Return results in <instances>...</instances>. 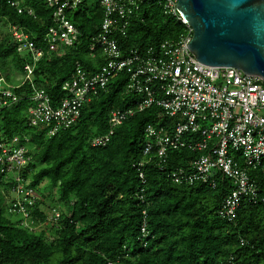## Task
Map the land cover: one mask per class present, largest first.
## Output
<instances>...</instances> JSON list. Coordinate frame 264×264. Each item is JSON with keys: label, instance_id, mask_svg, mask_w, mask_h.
Returning a JSON list of instances; mask_svg holds the SVG:
<instances>
[{"label": "trees", "instance_id": "trees-1", "mask_svg": "<svg viewBox=\"0 0 264 264\" xmlns=\"http://www.w3.org/2000/svg\"><path fill=\"white\" fill-rule=\"evenodd\" d=\"M82 1L69 17L80 31L79 43L60 55L46 50L30 83L24 82V68L32 62L31 54L17 50L10 27L22 28L45 48L53 10L46 0H0V21L9 27L0 39V64L9 82L22 76L16 89L19 101L0 110V142L29 136L31 161L22 185L40 196L41 191H54L51 210L59 207L55 221L40 208L41 198L24 203L33 221L31 228L24 227L23 217L11 210L16 199H8L15 184L0 173V264H264V170L249 171L259 187V201H246L231 222L219 211L236 188L232 179L220 174L215 186L190 185L177 184L170 176L177 168H190L200 153L171 151L164 170L157 158L144 155L146 127L173 124L161 118L156 105L116 126L106 146L91 145L111 130L112 112L134 109L142 101L140 93L129 91L128 74L114 77L92 96L73 127L48 136L46 127L29 125L35 89L45 90L51 105L58 107L66 95L63 83L78 64L93 74L104 63L101 51H91L102 10L98 0ZM162 6L163 0L142 6L127 36L119 37L122 50L158 51L184 32V25ZM41 225L48 232L39 231Z\"/></svg>", "mask_w": 264, "mask_h": 264}, {"label": "built area", "instance_id": "built-area-1", "mask_svg": "<svg viewBox=\"0 0 264 264\" xmlns=\"http://www.w3.org/2000/svg\"><path fill=\"white\" fill-rule=\"evenodd\" d=\"M151 1L98 0L102 22L91 51H101L104 63L93 74L78 64L72 78L63 83L66 95L58 107L51 105V97L45 90L35 89L29 125L46 127L48 136L73 127L92 96L105 89L111 79L126 73L129 91L140 93L143 99L134 109L112 112L111 130L95 138L91 145L106 146L116 126L136 112L156 105L162 110L161 118L172 119L173 124L146 127L144 155L157 158L164 170L171 151L188 148L200 153L190 168H177L170 176L177 184L190 185L203 182L215 186L220 174L232 179L236 188L223 203L219 215L233 222L242 204L259 201L260 190L249 171L264 170V83L232 67H210L198 62L188 47L193 29L178 12L177 0H163L162 6L165 14L172 15L185 27L176 40L163 42L158 51L122 50L119 37L127 36L131 20ZM82 2L46 0V6L53 10V25L44 37L45 48L37 46L22 28L10 27L17 50H28L31 54L32 62L24 68V82L31 83L46 50L60 55L79 43L80 31L69 17ZM18 87L6 79L0 64V110L19 101ZM28 140L29 136L22 134L0 142V173L14 182L13 192L22 197L16 199L11 210L23 217L24 226L30 222L26 227L32 226L33 221L24 203L32 205L40 198L36 190H25L22 185V175L31 161L27 156ZM58 217L59 212L53 209L48 218L56 221ZM142 231L146 234L144 227Z\"/></svg>", "mask_w": 264, "mask_h": 264}, {"label": "water", "instance_id": "water-1", "mask_svg": "<svg viewBox=\"0 0 264 264\" xmlns=\"http://www.w3.org/2000/svg\"><path fill=\"white\" fill-rule=\"evenodd\" d=\"M193 29L188 47L210 67H232L264 83V0H177Z\"/></svg>", "mask_w": 264, "mask_h": 264}, {"label": "rangeland", "instance_id": "rangeland-1", "mask_svg": "<svg viewBox=\"0 0 264 264\" xmlns=\"http://www.w3.org/2000/svg\"><path fill=\"white\" fill-rule=\"evenodd\" d=\"M9 32V27H8V25L5 23V21H0V39L4 36V35H6L7 33ZM15 84H18V83H20V80H22V76H20V74H17V76L15 77ZM41 196H40V198H41V204H40V208L47 214V216L49 217L50 216V214H51V212H52V205H54V202H55V200H54V198H56V195H55V192L54 191H52V192H49V191H41ZM9 198V200H14V199H19V200H22V197L20 196V195H18V194H14V193H10L9 194V196H8ZM21 197V198H20ZM43 202V203H42ZM51 207V208H50ZM56 207V209H58L59 207L58 206H55ZM50 208V209H49ZM9 212V211H8ZM10 213V212H9ZM51 217H52V215H51ZM30 224V222L28 221V223H27V225H29ZM27 225H25L24 227H26ZM46 229V230H45ZM38 230L39 231H42V230H44V231H47L48 232V228L44 225V226H39L38 227ZM47 237L50 239L51 237L49 236V235H47ZM47 241H48V239H47Z\"/></svg>", "mask_w": 264, "mask_h": 264}]
</instances>
